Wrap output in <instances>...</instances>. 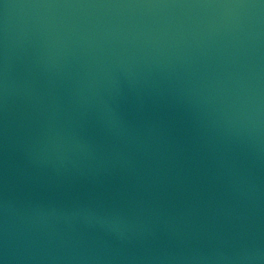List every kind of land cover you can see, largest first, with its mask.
Here are the masks:
<instances>
[{
  "label": "water",
  "instance_id": "95a60500",
  "mask_svg": "<svg viewBox=\"0 0 264 264\" xmlns=\"http://www.w3.org/2000/svg\"><path fill=\"white\" fill-rule=\"evenodd\" d=\"M0 260L264 264V0H0Z\"/></svg>",
  "mask_w": 264,
  "mask_h": 264
},
{
  "label": "clouds",
  "instance_id": "9594fccd",
  "mask_svg": "<svg viewBox=\"0 0 264 264\" xmlns=\"http://www.w3.org/2000/svg\"><path fill=\"white\" fill-rule=\"evenodd\" d=\"M246 258L251 259V258H254V257L249 256V257H246ZM0 264H3V261L2 260H0Z\"/></svg>",
  "mask_w": 264,
  "mask_h": 264
}]
</instances>
